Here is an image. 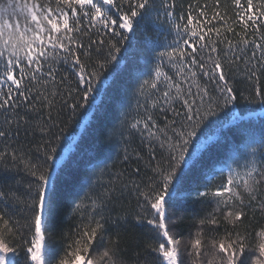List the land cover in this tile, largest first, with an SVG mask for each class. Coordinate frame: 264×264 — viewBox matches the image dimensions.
<instances>
[{
	"label": "snow or ice",
	"instance_id": "1",
	"mask_svg": "<svg viewBox=\"0 0 264 264\" xmlns=\"http://www.w3.org/2000/svg\"><path fill=\"white\" fill-rule=\"evenodd\" d=\"M231 9L221 0L0 3V142H27V148L0 149V264H94L98 247L104 264H123L122 235L136 226L144 227L156 264H264V228L253 240L239 231L247 210L255 206L264 214V132L257 136L245 126L254 112L246 118L236 110L241 102L264 109V0H231ZM148 26L156 39L146 34L140 50L145 68L135 72L104 135L125 160L133 133L148 140L152 176L143 187L132 185L139 211L112 215L128 184L110 179L102 185L112 157L96 162L72 201L80 223L60 242L54 223L67 123L102 111L108 76L120 72L122 54ZM238 78L247 86L236 87ZM228 126L245 138L244 148L232 147L204 172L203 184L182 192L186 175L219 140L210 130L223 136ZM9 175L15 178L5 183ZM98 185L103 190L95 192ZM209 198L215 208L186 240L177 232L184 219L175 212L178 200L202 204Z\"/></svg>",
	"mask_w": 264,
	"mask_h": 264
},
{
	"label": "trees",
	"instance_id": "2",
	"mask_svg": "<svg viewBox=\"0 0 264 264\" xmlns=\"http://www.w3.org/2000/svg\"><path fill=\"white\" fill-rule=\"evenodd\" d=\"M2 2L3 0H0V3ZM184 2L186 3L187 0H184ZM209 3H211V0H209ZM221 3L222 6H227V10L231 14V0H221ZM237 31H240V29L237 28ZM146 34L153 35L151 26H148L146 32L137 33L133 42L129 45V51L122 54L123 60L120 72L115 76H108L106 94L100 105L102 111L98 109L94 114H84L83 116L71 119L67 123L69 144L66 146V162L57 189V211L54 223L56 239L60 242H63L61 239L62 234L71 235L75 226L80 223L79 215L73 216L71 214L72 201L77 194L83 193L88 184L86 175L91 168L96 166V162H103L112 157L113 162H110V168L100 182L102 185L106 186L110 179L115 180L116 186L123 183L128 184L124 196L121 198L120 203L115 206L116 210L112 215L115 216L117 213L123 211L133 213L139 211L136 194L132 191V185L133 183H138L143 187L149 183V177L152 176L150 168L154 166L155 161L150 160L152 149L148 146V140L146 137H141L138 133H133L129 137L127 145L129 159L125 160L123 151H120L119 155L116 154L118 145L116 148H110L104 143V135L109 125L118 117V109L121 101L124 99V92L132 85L135 72L142 71L145 68L140 50L146 42ZM93 38L98 39L95 36ZM153 38L156 39L154 35ZM159 39L161 42H164L162 36ZM169 39H171V36H169ZM83 40L87 44L89 37H83ZM93 59H95V53H93ZM74 79L69 72L68 84H72ZM246 86L238 78L236 87ZM236 110L246 118H248L249 112H254L256 114L255 119L251 125L245 126L252 127L257 136L264 132V115H261L264 109L261 106L241 102L236 106ZM153 111L154 113L156 112V110ZM53 114L55 115V112ZM131 115L135 116L136 114L132 113ZM141 115H143L142 110ZM223 115L222 113L221 116ZM156 117L158 122L163 120V117L158 113H156ZM169 118H171L170 113ZM62 119L66 122L69 121L67 110L63 113ZM129 119H131V116ZM209 134L218 136L219 140L203 158L202 164L198 167H193L186 175L181 187L182 192L190 191L196 186L203 184L204 172L213 163L225 160L232 147L239 146L241 149L244 148L245 138L235 126L224 128L223 136L216 133L214 129L210 130ZM224 137H227V142H225ZM18 143L27 148V142L21 137L19 141L0 142V149L8 147L9 151H11ZM155 151L157 153L156 158L159 159V149L155 148ZM38 155V153H33V158H37ZM137 169H139V174L136 172ZM20 175L24 176L25 174L21 171ZM117 176L119 177L118 180L115 179ZM14 178L12 175H9L4 182L11 183ZM20 190L23 191V186L20 187ZM102 190V187L99 185L94 189L95 192ZM214 208L215 204L211 201V198L202 204L185 202L182 199L178 200L175 212L183 215L184 219L178 223L177 232L184 236L186 240L191 239V235L199 229V220L212 212ZM204 227L205 236L210 235L208 231L209 226L205 225ZM261 228H264V214L254 206L247 210L244 224L239 231L249 233V239L253 240L255 233ZM109 231L112 233L115 229L112 228ZM220 234H223V225L220 227ZM121 249L122 251L118 259L122 260L123 264H146V262L147 264H156L155 253H151L145 247V229L143 226L130 228L126 235H122ZM102 252V247L95 248L94 264H104L103 260L100 259ZM20 255L22 257L23 253Z\"/></svg>",
	"mask_w": 264,
	"mask_h": 264
}]
</instances>
